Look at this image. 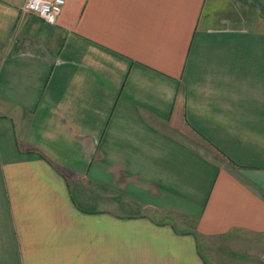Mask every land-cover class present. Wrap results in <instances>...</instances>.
<instances>
[{
	"label": "crops",
	"instance_id": "obj_1",
	"mask_svg": "<svg viewBox=\"0 0 264 264\" xmlns=\"http://www.w3.org/2000/svg\"><path fill=\"white\" fill-rule=\"evenodd\" d=\"M0 0V264H264V0Z\"/></svg>",
	"mask_w": 264,
	"mask_h": 264
},
{
	"label": "built area",
	"instance_id": "obj_2",
	"mask_svg": "<svg viewBox=\"0 0 264 264\" xmlns=\"http://www.w3.org/2000/svg\"><path fill=\"white\" fill-rule=\"evenodd\" d=\"M65 0H26L23 10L48 25H55Z\"/></svg>",
	"mask_w": 264,
	"mask_h": 264
}]
</instances>
